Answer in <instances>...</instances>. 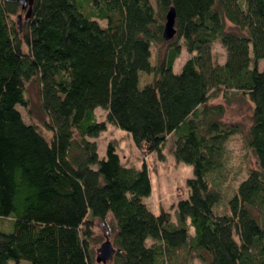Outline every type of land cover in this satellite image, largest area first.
Masks as SVG:
<instances>
[{
    "label": "trees",
    "instance_id": "1",
    "mask_svg": "<svg viewBox=\"0 0 264 264\" xmlns=\"http://www.w3.org/2000/svg\"><path fill=\"white\" fill-rule=\"evenodd\" d=\"M155 6L34 0L30 17L15 24L20 5L0 0V228L12 225L0 230V264H95L93 221L107 216L115 226L111 264H264V69L256 68L264 0ZM169 8L175 34L164 42ZM214 41L224 50L221 65L212 61ZM152 46L163 47L153 64ZM181 47L190 56L173 73ZM140 74L151 77L143 86ZM34 80L50 139L17 109L28 107L25 86ZM219 92L252 105L244 142L256 164L225 200V145L240 130L222 123V105H208ZM96 108L105 121L95 120ZM106 124L147 154L159 156L172 137L173 160L191 167L175 223L145 207L143 164L122 166L111 143L98 158L92 140ZM221 202L226 212L217 214Z\"/></svg>",
    "mask_w": 264,
    "mask_h": 264
},
{
    "label": "rangeland",
    "instance_id": "2",
    "mask_svg": "<svg viewBox=\"0 0 264 264\" xmlns=\"http://www.w3.org/2000/svg\"><path fill=\"white\" fill-rule=\"evenodd\" d=\"M149 3L152 9L156 11L155 0H149ZM18 15H21L23 19L25 14L18 10V14L12 16V20L15 24ZM156 50H158V55L159 53L162 54L163 47L157 49L152 46L150 48L151 64L155 63ZM211 55L213 63L219 65L223 63L224 50L219 45L218 41L212 43ZM189 56L190 55L185 49L181 47L178 57L173 62V73H177L180 70L181 65ZM256 68L258 71L264 69V58L257 62ZM150 79V76L140 74L138 78L139 85L143 86L147 84ZM25 89V98L28 102V107L26 109L17 107V109L26 124L35 125L46 139H50L51 133L46 132L43 128L44 122L47 121V116L41 108L38 84L34 80L27 83ZM225 95L226 96L223 97L219 92L215 94V97L208 100V105L220 104L223 106L224 112L221 120L222 123L226 125H236L240 130V133L232 136L225 145V161L223 172L221 173V180L223 179L224 181L220 185L222 199L224 200L231 195L235 190L236 185L245 178L247 171L255 168L256 165L251 151L246 148L244 142L247 129L250 126L252 105L242 95H233L231 92H226ZM93 114L97 122L105 121V112L103 110L96 108ZM92 141L96 145V154L99 159L104 156L105 146L108 143H111L114 146L115 154L122 166L139 169L143 164L146 168L150 185L149 196L143 199L145 207L152 214H157L159 211L167 213L170 220L175 223L173 211L176 203L187 197L185 181L191 178V167L182 163L177 164L173 160L171 156V136L166 137L159 156L138 151L132 144L130 137L125 132L116 129L109 124H106L105 130ZM214 211L217 214L225 213V204L221 202L215 207ZM114 229L115 226L110 216H107L104 222L94 220L91 247L95 250L98 245L104 241L105 237L108 238L112 244L111 236ZM0 230L8 233L12 230V225L8 224L4 228H0ZM146 244H149V240H147ZM112 247L115 249L113 244ZM94 255L95 252H93V258ZM105 264H111V261H108ZM191 264H199V262H197L196 259H192Z\"/></svg>",
    "mask_w": 264,
    "mask_h": 264
},
{
    "label": "water",
    "instance_id": "3",
    "mask_svg": "<svg viewBox=\"0 0 264 264\" xmlns=\"http://www.w3.org/2000/svg\"><path fill=\"white\" fill-rule=\"evenodd\" d=\"M4 2L17 3L20 5L22 11L25 12L24 19H27L31 15L32 5L34 0H3ZM174 11L172 8H169L164 16V23L162 28L161 37L164 42H167L172 39L175 34L174 30ZM18 24H20L21 17H18ZM115 253V249L112 247V244L108 238H104V241L101 242L98 247L95 249L94 261L95 264H105L110 261L112 256Z\"/></svg>",
    "mask_w": 264,
    "mask_h": 264
},
{
    "label": "flooded vegetation",
    "instance_id": "4",
    "mask_svg": "<svg viewBox=\"0 0 264 264\" xmlns=\"http://www.w3.org/2000/svg\"><path fill=\"white\" fill-rule=\"evenodd\" d=\"M21 11V13H23L24 11H22V10H20Z\"/></svg>",
    "mask_w": 264,
    "mask_h": 264
}]
</instances>
